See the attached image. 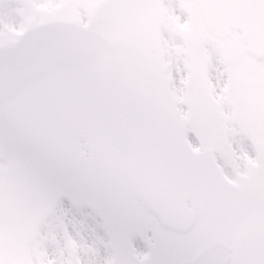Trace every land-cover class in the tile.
Instances as JSON below:
<instances>
[{
  "label": "snow or ice",
  "instance_id": "1",
  "mask_svg": "<svg viewBox=\"0 0 264 264\" xmlns=\"http://www.w3.org/2000/svg\"><path fill=\"white\" fill-rule=\"evenodd\" d=\"M0 264H264V0H0Z\"/></svg>",
  "mask_w": 264,
  "mask_h": 264
}]
</instances>
